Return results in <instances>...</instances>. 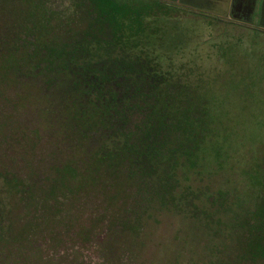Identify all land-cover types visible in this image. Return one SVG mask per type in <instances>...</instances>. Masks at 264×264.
Here are the masks:
<instances>
[{
    "label": "trees",
    "instance_id": "1",
    "mask_svg": "<svg viewBox=\"0 0 264 264\" xmlns=\"http://www.w3.org/2000/svg\"><path fill=\"white\" fill-rule=\"evenodd\" d=\"M58 6L0 0V262L16 264L35 252L15 223L28 208L29 185L10 164L21 161L31 171L36 131L22 130L18 114L38 102L31 91L36 81L62 93L46 114L49 137L64 149L63 162L46 179V206L66 197H101L102 208L92 213L102 219L80 226L78 238L95 234L102 261L117 264L130 253L159 211L196 217L209 210L196 219L210 225L212 213L225 210L229 199L211 182L227 151L225 132L203 88L162 64L155 33L167 4L74 0L60 12ZM71 8L84 15L82 23L66 14ZM211 153L215 167L206 170ZM255 211L251 223L233 230L226 250L214 249L204 264H264L263 200ZM48 219L58 237L68 219Z\"/></svg>",
    "mask_w": 264,
    "mask_h": 264
},
{
    "label": "rangeland",
    "instance_id": "2",
    "mask_svg": "<svg viewBox=\"0 0 264 264\" xmlns=\"http://www.w3.org/2000/svg\"><path fill=\"white\" fill-rule=\"evenodd\" d=\"M49 1L59 4L60 12L74 0ZM160 1L167 8L155 33L160 36L155 46L162 64L173 66L176 73L185 72L191 83L199 84L220 116L227 151L211 182L216 192L227 190L229 199L225 210L212 213L210 225L196 219L209 210L196 212V217L173 210L152 214L140 231V242L117 264H204L214 249L222 246L226 250L233 230L251 223L264 201V30L258 28L257 20L252 25L224 13L226 0L217 6ZM66 14L80 23L85 19L74 8ZM49 88L44 90L39 81L31 84L38 102L18 114L19 126L28 133L36 131L38 143L30 152L31 171L27 173L21 161L10 164L22 183L29 185L25 193L28 208L17 213L15 223L22 226L35 251L16 264H106L97 251L95 234L78 238L80 226L88 227L91 222L93 227L102 219L99 211L92 213L102 208L101 197L92 194L74 202L66 197L54 207L46 206V179L64 159L62 144L46 131V114L57 107L62 94L57 86ZM215 163L213 153L208 154L204 168L213 169ZM76 216L80 221L71 222ZM48 217L56 222L68 219L58 237L47 226Z\"/></svg>",
    "mask_w": 264,
    "mask_h": 264
},
{
    "label": "crops",
    "instance_id": "3",
    "mask_svg": "<svg viewBox=\"0 0 264 264\" xmlns=\"http://www.w3.org/2000/svg\"><path fill=\"white\" fill-rule=\"evenodd\" d=\"M176 4H197V5H215L221 0H168ZM226 8L224 13L231 15L236 20L249 21L253 25V21L257 20L258 28L264 30V0H226ZM213 7V6H212ZM230 18V17H227Z\"/></svg>",
    "mask_w": 264,
    "mask_h": 264
}]
</instances>
